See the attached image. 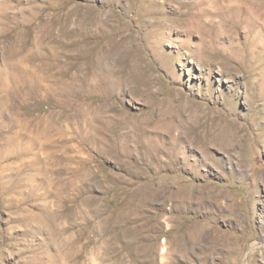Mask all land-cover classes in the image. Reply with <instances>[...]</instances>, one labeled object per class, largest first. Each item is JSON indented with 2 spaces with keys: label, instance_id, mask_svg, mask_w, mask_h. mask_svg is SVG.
Instances as JSON below:
<instances>
[{
  "label": "rangeland",
  "instance_id": "374dc122",
  "mask_svg": "<svg viewBox=\"0 0 264 264\" xmlns=\"http://www.w3.org/2000/svg\"><path fill=\"white\" fill-rule=\"evenodd\" d=\"M76 263L264 264V0H0V264Z\"/></svg>",
  "mask_w": 264,
  "mask_h": 264
},
{
  "label": "bare ground",
  "instance_id": "6f19581e",
  "mask_svg": "<svg viewBox=\"0 0 264 264\" xmlns=\"http://www.w3.org/2000/svg\"><path fill=\"white\" fill-rule=\"evenodd\" d=\"M237 22V21H236ZM223 35V37H221L222 39H227L226 37H228V36H225L224 35V33H222ZM226 34H227V32H226ZM229 39H231V42H234L235 40H234V38L233 37H230L229 36ZM227 42V41H226ZM229 42V41H228ZM236 51H237V49H236ZM238 52V51H237ZM238 54V53H237ZM211 56V55H210ZM216 57V56H215ZM214 58V57H213ZM211 59V58H209L210 60H202V62L203 63H209L210 65H214L215 63H219L220 64V66L222 67V72H225V73H231L232 71H234V69L232 68V67H229L228 66V64L227 63H224V62H218V61H215L214 59ZM202 59H204L203 57H202ZM229 63V62H228ZM75 262H77L78 263V261L76 260ZM76 263V264H77Z\"/></svg>",
  "mask_w": 264,
  "mask_h": 264
}]
</instances>
